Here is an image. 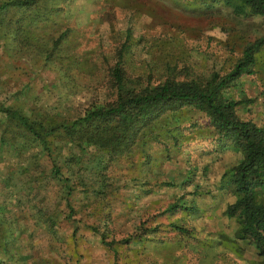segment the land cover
I'll return each mask as SVG.
<instances>
[{
	"label": "rangeland",
	"instance_id": "obj_1",
	"mask_svg": "<svg viewBox=\"0 0 264 264\" xmlns=\"http://www.w3.org/2000/svg\"><path fill=\"white\" fill-rule=\"evenodd\" d=\"M37 4L0 14V105L34 126L69 124L110 100L123 45L128 87L140 90L165 80L209 85L259 43L250 72L224 94L243 99L240 118L264 127V15L225 0ZM167 116L110 162L56 141V175L21 123L0 110V264H264L224 213L236 196L221 176L244 153L219 146L198 109L175 113L180 127Z\"/></svg>",
	"mask_w": 264,
	"mask_h": 264
},
{
	"label": "trees",
	"instance_id": "obj_2",
	"mask_svg": "<svg viewBox=\"0 0 264 264\" xmlns=\"http://www.w3.org/2000/svg\"><path fill=\"white\" fill-rule=\"evenodd\" d=\"M225 1H238L239 5L248 7L251 14L264 15V0ZM35 6L42 8L38 6L37 0H0V14L12 9H29ZM258 47L259 43L247 46L233 69L224 75L214 74L209 85L203 86L194 80H165L156 86L135 90V87H128V79L120 60L126 48L123 45L119 49V59L111 68L110 89L106 97L110 100L69 124L56 123L46 127L35 121L34 126L20 111L4 105H0V110L9 119H17L21 123L25 129L24 135H31L28 136L35 142V148L45 152V156L52 161V174L56 175L61 173L53 156V150L57 147L56 141L67 139L70 144L78 146L80 151L100 154L110 162L131 151L139 141L143 142L154 124L162 122L163 119L169 120L168 113L173 115L168 123L169 127L174 123L180 127L178 117L174 114L183 107L204 112L219 146L225 147L231 143L244 153L242 161L221 176L222 188L232 189L236 196L226 206L224 213L237 223L235 237L249 240L257 254L264 256V200L259 198L264 193V127L240 118L236 108L243 99H231L224 94L225 88L244 72H250L247 67L253 64L254 53ZM159 135L161 134H156L154 138ZM86 143L93 146V151L86 149ZM127 240L128 238L124 239Z\"/></svg>",
	"mask_w": 264,
	"mask_h": 264
}]
</instances>
